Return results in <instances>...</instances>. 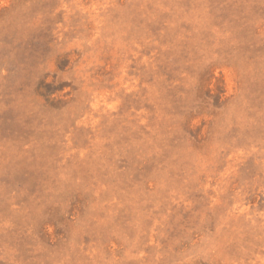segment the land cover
Segmentation results:
<instances>
[{"label":"rangeland","instance_id":"obj_1","mask_svg":"<svg viewBox=\"0 0 264 264\" xmlns=\"http://www.w3.org/2000/svg\"><path fill=\"white\" fill-rule=\"evenodd\" d=\"M0 264H264V0H0Z\"/></svg>","mask_w":264,"mask_h":264}]
</instances>
